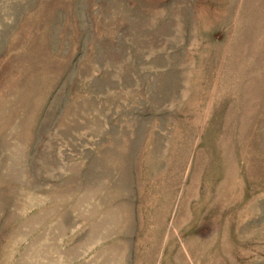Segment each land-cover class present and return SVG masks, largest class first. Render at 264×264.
Masks as SVG:
<instances>
[{
	"label": "rangeland",
	"instance_id": "obj_1",
	"mask_svg": "<svg viewBox=\"0 0 264 264\" xmlns=\"http://www.w3.org/2000/svg\"><path fill=\"white\" fill-rule=\"evenodd\" d=\"M0 264H264V0H0Z\"/></svg>",
	"mask_w": 264,
	"mask_h": 264
}]
</instances>
